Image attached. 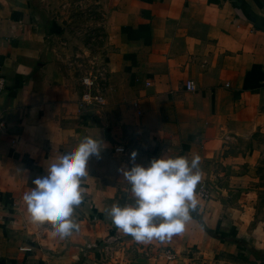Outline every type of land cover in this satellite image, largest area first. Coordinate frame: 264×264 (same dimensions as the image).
<instances>
[{"label": "crops", "instance_id": "obj_1", "mask_svg": "<svg viewBox=\"0 0 264 264\" xmlns=\"http://www.w3.org/2000/svg\"><path fill=\"white\" fill-rule=\"evenodd\" d=\"M55 2L0 0V258L260 264L240 238L221 235L225 189L211 184L215 166L228 160V143L264 130V0H97L112 53L102 103L94 107L78 104L82 89L65 61L69 36ZM185 80L193 91L183 88ZM85 136H100L107 147L89 158L84 200L73 216L78 228L61 238L50 224L33 223L23 197ZM195 155L199 183L210 194H196L182 233L137 242L116 229L106 210L131 202L122 168Z\"/></svg>", "mask_w": 264, "mask_h": 264}, {"label": "clouds", "instance_id": "obj_2", "mask_svg": "<svg viewBox=\"0 0 264 264\" xmlns=\"http://www.w3.org/2000/svg\"><path fill=\"white\" fill-rule=\"evenodd\" d=\"M106 147L100 136H85L46 168L47 175L32 181L34 187L23 200L33 223L50 224L61 238L78 228L73 216L84 200L82 180L88 176L87 162L91 156L99 158ZM136 155L133 151V161ZM200 159L199 155L190 161L184 156H160L147 167L133 164L130 169L122 168L124 180L130 185L131 202L123 206L113 203L106 216L117 230L137 242L153 238L163 241L182 233L191 218L190 211L198 204Z\"/></svg>", "mask_w": 264, "mask_h": 264}, {"label": "rangeland", "instance_id": "obj_3", "mask_svg": "<svg viewBox=\"0 0 264 264\" xmlns=\"http://www.w3.org/2000/svg\"><path fill=\"white\" fill-rule=\"evenodd\" d=\"M54 13L68 32L70 48L65 61L71 73L78 81L82 75L95 76L103 93L112 50L102 28L97 0H56ZM222 155L228 160L215 166L217 175L211 184L214 189H225L221 235L240 238L264 253V130L237 135ZM206 188L210 194V188Z\"/></svg>", "mask_w": 264, "mask_h": 264}, {"label": "built area", "instance_id": "obj_4", "mask_svg": "<svg viewBox=\"0 0 264 264\" xmlns=\"http://www.w3.org/2000/svg\"><path fill=\"white\" fill-rule=\"evenodd\" d=\"M87 81V83H86ZM79 83L82 86V92L80 93L78 104L81 105H89L91 103L99 102L102 103V88L98 86L96 82L95 76L90 77V75H82L79 78ZM4 88V79L0 75V92ZM183 88L185 90L193 91L195 86L193 81L185 80L183 83ZM5 122L4 118L0 112V133H3L5 130ZM196 194L202 198L207 199L209 196L208 189L204 185V183H199L196 189ZM25 249V248H24ZM27 249V248H26ZM173 254L169 251L164 252V257L167 259L172 258Z\"/></svg>", "mask_w": 264, "mask_h": 264}, {"label": "trees", "instance_id": "obj_5", "mask_svg": "<svg viewBox=\"0 0 264 264\" xmlns=\"http://www.w3.org/2000/svg\"><path fill=\"white\" fill-rule=\"evenodd\" d=\"M246 249L252 256H254L255 259L259 260L260 264L264 263V253H262L260 250L256 249L255 247H246Z\"/></svg>", "mask_w": 264, "mask_h": 264}, {"label": "water", "instance_id": "obj_6", "mask_svg": "<svg viewBox=\"0 0 264 264\" xmlns=\"http://www.w3.org/2000/svg\"><path fill=\"white\" fill-rule=\"evenodd\" d=\"M0 264H5L4 259L0 258Z\"/></svg>", "mask_w": 264, "mask_h": 264}]
</instances>
